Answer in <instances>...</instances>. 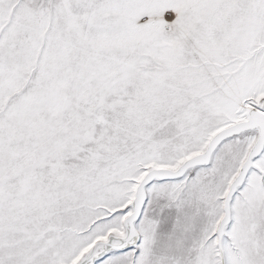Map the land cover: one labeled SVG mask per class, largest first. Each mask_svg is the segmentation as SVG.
<instances>
[{
    "label": "snow or ice",
    "instance_id": "1",
    "mask_svg": "<svg viewBox=\"0 0 264 264\" xmlns=\"http://www.w3.org/2000/svg\"><path fill=\"white\" fill-rule=\"evenodd\" d=\"M0 264H264V0H0Z\"/></svg>",
    "mask_w": 264,
    "mask_h": 264
}]
</instances>
